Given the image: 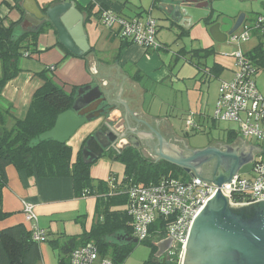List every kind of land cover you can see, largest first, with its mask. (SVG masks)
Listing matches in <instances>:
<instances>
[{
  "label": "trees",
  "instance_id": "16d2710c",
  "mask_svg": "<svg viewBox=\"0 0 264 264\" xmlns=\"http://www.w3.org/2000/svg\"><path fill=\"white\" fill-rule=\"evenodd\" d=\"M157 1L159 0H154V4ZM13 2L15 9L20 13V19L7 25L0 20V221L9 216L1 205L2 189L7 184V166L11 165L16 170L37 178H69L75 198L96 199L95 221L90 230L80 236L60 237L49 241L51 248L57 251V263L67 264L73 249L92 242L98 247L101 255L110 256L116 264H123L135 246L126 241V238H131L132 235L130 218L125 211L130 189L134 186L155 185L164 177L180 181L189 178L180 167L166 161H151L138 151L126 148L120 153L107 155L110 160L124 166L121 180H117L115 174H110L104 181L94 180L90 177L91 165L84 163L81 157L84 141L73 159L72 149L66 143L42 139L41 136L53 128L58 115L71 109L79 88L72 87L71 91L67 92L57 86L53 80L56 65H53L52 70L47 67L37 74L43 80V85L33 93L25 117L16 119L10 112V105H2L1 92L5 84L19 73V61L37 52L39 35L52 26L45 23L37 30L21 29L24 11L19 2ZM46 8L47 6L41 9L44 11ZM92 9L93 5L89 4L84 11L89 15ZM101 10L108 9L101 6ZM205 23L209 25L210 21L205 20ZM179 28L182 31L178 34L180 36L186 31L182 27ZM58 45L63 48L66 57L74 56L61 44ZM214 54L212 46L189 50L181 48L176 52V58L184 57L189 62L194 61L193 64L201 77L210 75L218 78L225 68L216 62L208 65V59ZM245 56L256 66V76L258 68L264 67V42L259 41ZM10 120L12 123L9 126ZM210 121L214 126L215 120ZM201 124H194V132L202 126ZM225 136L228 142H232L237 138V133L228 131ZM245 210H233V213L242 215L246 220L255 218L256 213L253 210ZM164 228L163 221L158 219L150 228L149 239L141 242L152 246L149 260L144 264H155L151 260L155 252L151 241H161L165 237ZM114 238L117 241L113 242ZM40 244L32 239L31 231L25 225L18 224L1 229L0 264H38L41 260ZM169 264H178L177 255Z\"/></svg>",
  "mask_w": 264,
  "mask_h": 264
},
{
  "label": "crops",
  "instance_id": "0c3cea01",
  "mask_svg": "<svg viewBox=\"0 0 264 264\" xmlns=\"http://www.w3.org/2000/svg\"><path fill=\"white\" fill-rule=\"evenodd\" d=\"M1 1L3 4H0V20L3 21V24L7 25L10 22L19 20L20 13L15 9L13 0H0V2ZM35 1L39 7H48L50 4L59 1H73L79 11H84L85 7L92 4L93 9L88 15L89 19L85 21L89 51L82 56V58L71 55L66 57L63 48L58 45L57 35L53 28L40 34L37 42V52L30 57H23L19 61V73L15 78L5 84L1 92L2 105L5 107L10 105V112L16 119L21 120L25 117L33 93L43 85V80L37 74L47 67L56 65L53 74L54 82L63 85L62 88L67 92H70L72 87H84L88 85L91 87H99L97 82L93 81V76L86 71L85 66L84 57L90 52H93L95 60L105 65L111 66L117 59V66L120 70L127 75L129 80L135 82L145 91L142 93L141 112L149 118H165L172 131H174L168 119L170 116L166 113L163 114V110L161 109L154 112L152 108L153 104H150L151 101H145L146 95L149 93L146 89V83L151 82L158 84V86H163L166 81L163 82L161 80L165 77L167 79L165 72L160 74L158 78H153L154 80L151 78L157 74L151 70L156 65L154 62L156 63L157 61H151L152 58L149 55L154 52L158 54L161 51L168 52L169 50L163 45V42H160L158 39V30L162 27V24H157L158 28L156 33V41L162 48L155 51H145L142 47L126 43L121 39L117 41L115 38L117 35L114 31H108L109 33L105 36L102 29L88 24L93 16L99 19L103 11L101 10V6H103L119 16L127 18L137 16L140 13H142V16L144 15L143 12L149 14L152 10L157 9L159 12V15H157L158 17L160 16L162 20L179 27V24L170 19L169 10L162 8L165 4H174L171 3L172 0H159L156 4H154V0H152L149 10H146L145 6L143 7L141 4L130 0ZM247 1L251 4L256 3L264 8V0ZM213 2L214 0H210L212 8L214 7ZM220 14L221 13L218 15ZM259 15L264 16V13ZM229 17L233 18L234 16ZM183 25L185 26L180 27L186 30L192 27H188L186 23ZM20 27L23 30L25 29L22 28V25ZM103 38L106 43L100 44L99 46V42ZM258 43L259 41H257V44ZM109 50L112 52L111 62L104 56V53ZM210 59L212 60L213 57L208 59V65L213 63ZM150 63L152 66H150ZM222 80L227 79L224 78ZM109 112H111L110 114L114 120L118 121L120 129H124L125 120L120 109L116 107V105L111 104ZM199 116L201 120L195 124H201L204 119L202 113H199ZM101 117L102 116L80 127L66 142L72 149L73 159H75L86 137L101 122ZM11 123L10 120L8 123L9 126ZM245 142L248 143V141ZM123 171L124 166L122 164L100 157L91 164L90 177L94 180L104 181L109 178L110 174H115L117 180H121ZM5 173L7 184L2 189L1 205L3 211L9 213V216L0 221V230L18 224L25 225L29 228L30 224L25 221L23 215V204H30L33 206V211L37 216V225L43 229L46 234V241L40 244L41 263H39L58 264L57 251L51 248L49 241L60 237L80 236L88 232L92 223L95 221L96 199L94 197L75 198L72 192V182L69 178H37L27 175L24 171L16 170L11 165L6 167ZM49 250H52V252L54 251L56 255L54 253H52L54 255H51Z\"/></svg>",
  "mask_w": 264,
  "mask_h": 264
},
{
  "label": "water",
  "instance_id": "95a60500",
  "mask_svg": "<svg viewBox=\"0 0 264 264\" xmlns=\"http://www.w3.org/2000/svg\"><path fill=\"white\" fill-rule=\"evenodd\" d=\"M16 1L19 2L24 11L22 28L28 27L31 30H37L45 23H49L56 32L58 43L72 55L82 58L89 51L85 30V21L89 18L86 12L76 8L75 2H55L42 11V7H39L35 0ZM175 1L177 3L165 4L162 7L169 10L172 21L182 27L185 26L184 23L191 27L199 22L205 23V20H209L208 33L213 40L218 42L226 41L238 30L245 18L244 13H240L235 21L229 16L222 18L214 16V9L209 5V0ZM84 59L86 71L93 76V81L97 82L102 91L99 87H91L90 85L79 87L71 109L58 115L53 128L45 132L41 136L42 139L66 143L80 127L101 116L102 111L98 109V106L106 102L107 98L110 99L111 104L120 109L125 120L124 127L132 133L131 137L136 142H138L137 137L144 134L140 130L155 132L157 124L163 122L169 125L165 118H149L141 112L142 93L145 91L135 82L129 80L127 75L120 70L117 66V59L111 66L97 62L93 52H90ZM135 96L136 98L138 96L137 101ZM169 128L171 129L170 125ZM106 130L108 127L102 125L96 136H90L85 142L86 147L81 148L84 163L91 165L101 157L106 146L100 145L98 135L104 136L103 132ZM110 135L112 136L110 141L116 142L117 136L112 131H110ZM169 137L172 136L170 134L166 136V141ZM238 138L242 140L239 135H237ZM212 142L219 141L212 140ZM90 143L96 149L98 148V152L96 151L94 155L91 152ZM242 143L255 150V153L264 152V149L254 147L243 140ZM168 146L175 152L180 145L170 141ZM203 154L231 156L237 160L236 151L226 155L217 148H207L201 151L199 155ZM87 157L89 158L84 160ZM162 158L164 161L181 168L185 166V162L171 156ZM250 168L251 165H248L239 173L245 174ZM234 175L236 174L232 169L226 175L219 174L212 181H205L192 174L191 177L196 176L205 183L212 182L218 186V189L207 198L195 215L186 238L181 264H188L187 258L192 254L201 256L203 259L206 258L208 260L206 264H264V211H262L264 201L244 205L229 204L228 197L219 190V186L232 183L231 180ZM249 206L255 208L253 210L256 213L254 219L246 220L242 215L233 213L232 209ZM126 241L137 243L135 239L131 238H126ZM169 241L172 245V240L169 239ZM170 248L172 247L170 246Z\"/></svg>",
  "mask_w": 264,
  "mask_h": 264
},
{
  "label": "built area",
  "instance_id": "2783aa9c",
  "mask_svg": "<svg viewBox=\"0 0 264 264\" xmlns=\"http://www.w3.org/2000/svg\"><path fill=\"white\" fill-rule=\"evenodd\" d=\"M99 22L114 31L124 42L142 47L145 51L157 50L161 46L156 41L157 21L149 16L123 17L103 10ZM241 34L230 36V41L248 42L251 38L264 42V16L258 15L251 21L246 20L238 28ZM239 49L234 53L237 71L227 80H220L218 96L214 106L213 118L217 122L227 121L238 125V133L243 141L252 140L254 147L264 149V96L255 83L256 66ZM51 70L53 66L49 67ZM195 123L185 121L186 127ZM250 170L237 173L231 182L221 184L219 190L228 197L229 204L244 205L264 201V152L255 153ZM218 186L205 183L196 176L186 181L173 178L160 180L150 186H134L129 191V201L125 207L132 228L131 239L143 242L150 237V228L158 219L163 221L164 235L161 240L171 239L173 253L182 263L184 245L190 226L197 212L207 198L212 196ZM25 221L30 224L32 239L38 243L46 241V234L37 225V216L33 206L23 204ZM67 264H116L110 256L99 253L98 247L88 242L73 249Z\"/></svg>",
  "mask_w": 264,
  "mask_h": 264
},
{
  "label": "rangeland",
  "instance_id": "374dc122",
  "mask_svg": "<svg viewBox=\"0 0 264 264\" xmlns=\"http://www.w3.org/2000/svg\"><path fill=\"white\" fill-rule=\"evenodd\" d=\"M130 1L137 2L143 7L145 6L146 10H149L152 3V0ZM213 3L214 16H219L220 18L227 15L233 17L237 14L244 13L247 22L251 21L259 14L264 13V8L256 3L251 4L247 0H214ZM219 13L221 14L218 15ZM143 14V16L154 18L158 25L162 24V27L158 30V39L169 49L168 52L161 51L158 54L154 52L149 55L152 58L151 61H157L156 63L154 62L156 65L151 69L154 73H157L154 77H151L152 80H154L153 78H158L163 72L166 73L167 79L165 77L161 80L163 82L166 81L163 86L147 82L146 89L149 93L146 95L145 101H151L150 104H153L152 108L154 112L161 109L163 110V114L166 113L169 115L170 118L168 119L175 133L180 137L186 136L190 138L192 145L203 146L208 142H212V140L222 142L225 140V134L228 131L238 133V125L236 123L215 121V125L212 126L210 120L213 118L220 80L231 78L234 72L238 70L234 53L239 49H242L243 52L252 50L257 44L256 39L251 38L248 42H241L240 47L237 46V42L230 41V37L224 42H218L211 38L208 33V25L203 22L193 25L188 30L185 29L184 31L186 32L179 36L178 34L182 32L180 28L162 20L160 16L158 17L157 15H159V12L157 9L152 10L149 14L145 12H143ZM88 24L102 29L105 36L109 33L108 31H110L94 16ZM25 29L29 28L26 27ZM241 31V28L238 29L235 32V36H239ZM115 38L117 41H120L118 36ZM103 43H106L104 42V38L99 42V46ZM206 46H212L215 50L213 59L210 60L225 68L218 78H214L210 75L208 77H201L193 64L194 61L189 62L184 57L176 58V52L181 48L189 50ZM104 56L111 62V50L105 52ZM150 66H152L151 63ZM254 80L258 91L264 96V67L258 68ZM56 85L61 88L63 86L59 83ZM199 113L203 114L204 119L202 120V126L194 132L193 127L185 126V121L190 120L192 123L198 122L201 120ZM248 143L252 146L258 145L252 140H249ZM141 154L151 159L145 152ZM102 157L108 160L110 159L107 156ZM112 241L114 242L117 240L114 238ZM133 244H135V246L123 264H144L149 260L152 246L147 243L141 244V242ZM151 244L154 246L155 242L151 241ZM49 251L51 255H56L54 251Z\"/></svg>",
  "mask_w": 264,
  "mask_h": 264
},
{
  "label": "flooded vegetation",
  "instance_id": "af4514ba",
  "mask_svg": "<svg viewBox=\"0 0 264 264\" xmlns=\"http://www.w3.org/2000/svg\"><path fill=\"white\" fill-rule=\"evenodd\" d=\"M171 3L177 2L175 0H172ZM238 15L239 14L235 15L232 19L235 21ZM245 20L246 17L243 19V22ZM110 108L111 103L110 99L108 98L106 102H103L98 106V109L102 111V113L100 114L102 116L101 122L84 140V142H86L90 136L95 137L96 133L99 131L102 125L108 127V130L103 132V135L105 137L98 135L100 145L106 146V148L103 149L101 157L107 156L109 153L113 152L120 153L126 148H132L139 153L145 152L151 158L149 160L154 162L164 161L162 157L171 156L177 160L185 162V166L183 168H180L184 171L185 175L188 178H191L192 174H194L205 181H212L219 174L226 175L232 169H234V174H237L242 169H244V167L252 165L255 159V150L250 149L247 145H244L242 143V140L239 138H236L232 142H228V138H226L225 136V140L222 142H208L203 146H195L191 144L190 138L186 136H178L176 133H174V131H171L169 125L163 122L156 125L155 132H144L143 129L140 130V132L144 134L143 136L138 137V142H136L132 139L131 133L130 131H128V129H120L118 121H115L110 114L111 112H109ZM110 131H112L117 136L116 142L114 143L110 141V139L112 138V136L110 135ZM169 134L173 137V139L172 137H169V139L166 141V136H169ZM170 141H173L180 145L177 147L178 149L175 152L172 151L171 147L168 146V142ZM83 147H86V143H84ZM90 147L92 149L91 152L93 155L96 154V151L98 152V148L96 149L95 146L91 143ZM207 148H217L226 153V155H229L230 153H233V151H236L237 160L232 158L231 156H217L214 154L199 155L201 151ZM88 158L89 157L85 158L84 160ZM157 159L159 160L156 161ZM244 209H246L245 212L255 210V208H252V206L232 210ZM262 211H264V209ZM204 215L206 216L207 213ZM163 241H158L154 244L155 252L151 257V260L155 264H169L174 261V245L170 244L169 239H165ZM170 246L172 248L169 249ZM207 261L208 260H206V258L203 259V257L194 256L193 254L187 258L188 264H206Z\"/></svg>",
  "mask_w": 264,
  "mask_h": 264
}]
</instances>
